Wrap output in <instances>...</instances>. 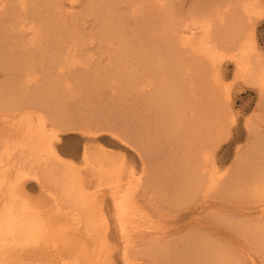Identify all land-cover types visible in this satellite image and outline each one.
<instances>
[{
    "label": "bare ground",
    "instance_id": "6f19581e",
    "mask_svg": "<svg viewBox=\"0 0 264 264\" xmlns=\"http://www.w3.org/2000/svg\"><path fill=\"white\" fill-rule=\"evenodd\" d=\"M153 1L163 8V0ZM40 2L0 0V11L9 5L13 18L1 28L0 39L18 42L27 32L25 46L39 57L34 61L28 53L15 59L0 47V56L24 65L27 84L37 83L49 66L62 73L87 64L79 53L90 37L64 23L57 38L50 20L62 2ZM75 2L68 0V8ZM260 10L261 0H223L191 13L187 22L161 18L160 34L175 62L151 56L143 62L149 75L127 78L133 89L148 92L158 109L151 136L143 141L137 133L131 143L138 170H126L123 160L90 144L83 145L77 168L60 152L67 126L45 99L25 95L24 80L8 99L0 92V264H163L172 248L176 264H264V139L247 148L244 175L237 181L217 162L218 137L232 117L229 94L221 87L222 59L230 58L236 74L264 92V60L252 32L245 31L247 19ZM123 77L120 71L110 81ZM105 120L75 128L86 142L104 138L102 131L119 135L111 119ZM254 157L258 164L250 166ZM29 181L38 187L37 200L25 192ZM225 196L249 204L231 213L215 201ZM174 210L179 211L174 221H180L176 231L189 227L183 240L171 238L169 226L161 224ZM225 212L233 219L223 220L242 237L238 246L231 238V247L218 244L201 232L206 216L221 220L218 215Z\"/></svg>",
    "mask_w": 264,
    "mask_h": 264
},
{
    "label": "rangeland",
    "instance_id": "374dc122",
    "mask_svg": "<svg viewBox=\"0 0 264 264\" xmlns=\"http://www.w3.org/2000/svg\"><path fill=\"white\" fill-rule=\"evenodd\" d=\"M52 2L54 0H42L40 3L51 5ZM61 2L54 9V11L58 10L56 16L50 20L52 31L59 38L66 23L69 27L82 31L90 37L79 53L84 55L82 57L86 59L87 64H76L64 69L62 73L54 66H49L48 70L45 68L39 72L37 83L27 84L24 65L15 60L14 63H10L9 59L1 55L0 92L4 99H8L12 94L19 92L24 80L25 95L45 99L43 101L58 113L57 118L63 120L67 126L60 135V152L62 156L73 160L77 168L83 163L81 157L83 145L90 144L123 160L126 170H133V167L138 170L140 159L133 151L131 143L133 137L137 138V133L142 135L143 141L151 136L157 125L158 109L153 105L149 93L133 89L131 81L127 78L138 72L149 75L151 69L143 62L144 60L148 62L151 56H159L160 59L165 57L161 61L166 63L175 62L173 58L176 56L172 55V58L167 52L165 40L160 34L164 30L160 28L161 18L170 15L169 18L178 17L187 22L192 16L191 13L222 4L223 0H163L161 10L153 0H77L73 8H68V0ZM10 8L8 5L2 12L0 11V30L13 20L10 16ZM245 31L252 32L256 52L264 60V0H261L259 13L247 19ZM28 37L27 32H24L18 42L0 39V47L2 51L16 55L15 59H25L24 56L29 53L25 46ZM29 54L33 56L34 61L39 58L35 53ZM6 55L9 57L8 53ZM45 60L50 64L48 55L45 56ZM184 60L182 62L185 63ZM222 65L221 87L223 94L224 89L229 94L231 102L229 109L232 117L218 137L217 162L222 169L228 168L232 172L231 178L237 181L244 175L241 171L245 169L243 165L246 161L243 160V156L248 157L247 148L264 139V92L261 93L256 86L239 77L230 58L224 57ZM169 69L166 71L170 72ZM120 71L123 72L124 77L112 83L110 78ZM50 75L57 79L51 80ZM221 87L217 88L219 101L224 99ZM108 117L119 135L102 131L100 134L104 138L95 142H86L79 129L75 128L81 122L87 123L90 127L95 126V122H101L102 125L106 123L105 119ZM258 160L254 157L250 166L258 164ZM25 192L30 198L37 200L40 197L38 187L33 182L29 181L26 184ZM215 201L220 203L221 209L227 206L226 211L231 213L236 208L249 204L226 196ZM234 204L236 206L238 204V207L233 208ZM238 209L235 213L239 212ZM213 210L216 211V208ZM164 211H169L166 206ZM228 212L218 215L221 220L208 219L206 216V224L203 223L206 228H201V232L209 233L210 237L212 235V239L218 244L231 247L232 243L227 242L231 238L238 246L242 237H238V234L231 229L230 225L233 223L228 224L223 220L233 219ZM177 213L179 211L176 210L169 212V217H166L169 221L165 222L166 219L161 221V224L165 223L169 226L172 231L171 238L176 240L180 237L183 240L185 238L183 235L187 233L189 227L176 231L180 225V221H174ZM176 246L182 248L183 243H178ZM175 251L176 249L173 248L168 251L166 263L163 264L177 263L178 254Z\"/></svg>",
    "mask_w": 264,
    "mask_h": 264
}]
</instances>
